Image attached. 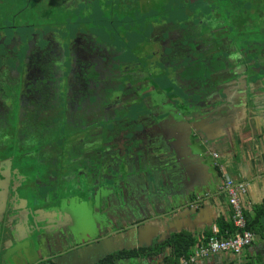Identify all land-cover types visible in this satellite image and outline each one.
Returning a JSON list of instances; mask_svg holds the SVG:
<instances>
[{
    "label": "flooded vegetation",
    "instance_id": "af4514ba",
    "mask_svg": "<svg viewBox=\"0 0 264 264\" xmlns=\"http://www.w3.org/2000/svg\"><path fill=\"white\" fill-rule=\"evenodd\" d=\"M220 1L223 8L185 0L199 8L193 19L189 14L180 19L179 7L171 25L163 17L149 24L148 37L160 45L153 54L167 66L172 86L185 84L182 76L227 74L232 63L264 86L259 0ZM234 4L240 6L234 9ZM249 14H257L255 36L244 32L252 26ZM237 26L235 38L227 36ZM28 27L23 35L12 25L7 32L0 27V264H99L115 246L106 216L102 210L96 213L88 198L99 189V180L113 177V167L119 169L124 157L135 155L136 144L148 146L139 147L142 153L159 155L164 135L151 119L157 109L137 118L152 105L151 95L161 91V84L150 81L138 56L128 54L117 29L99 35L77 22L64 34ZM209 81L193 80L186 90H203ZM132 109L137 110L134 120ZM54 208L62 209L61 219ZM35 220L39 226L50 224L37 232ZM99 230L106 233L100 244ZM33 237L40 243L30 252L26 245Z\"/></svg>",
    "mask_w": 264,
    "mask_h": 264
},
{
    "label": "crops",
    "instance_id": "0c3cea01",
    "mask_svg": "<svg viewBox=\"0 0 264 264\" xmlns=\"http://www.w3.org/2000/svg\"><path fill=\"white\" fill-rule=\"evenodd\" d=\"M66 3L68 6L75 5L77 12L81 10L83 4L82 0H66ZM231 66L233 70H229L227 74L218 73L213 77L208 72L206 75H202L203 79L209 78L210 83L203 90L196 91L205 92L208 102L214 106L217 104V107L211 110L212 113H209L208 110L212 107L206 108L207 103L203 100L201 105L196 107L197 110L193 112L194 114L189 116H187L188 112L181 114L183 112L178 111L187 108L179 107L175 101L179 95L186 96L180 90L171 92L168 89L169 82L165 81L167 80L166 76L159 79L158 77L151 78L149 75L150 81L161 84V91L151 95L152 105L146 110L144 109L142 114L149 115L157 108L159 109L156 112H160L162 108L172 111L171 115L164 120L163 116L157 117L156 113L151 118L158 124L160 120H163L162 125L159 124L164 135L162 139L166 140L182 135L193 123L205 140H218V142H214L212 153L205 154L203 152L201 157L191 156V160L187 159L195 165L193 172L187 167L185 169V165L182 164L183 161L187 165L189 164L185 160L190 154L189 149L180 147L178 142L171 143L172 154L176 155L179 160L177 171H175L176 181L170 184L163 176V181L159 180L158 184L161 193L170 191L175 196L179 192L190 191L193 186H208L206 194L200 200L194 198V200H189L187 205L175 210H168L169 208L165 207L167 205L164 203H158L161 205H156V209L153 210L149 204L147 217L153 216V220L140 222L141 230L138 236L136 235V226H134L122 235L111 237L109 241L115 246L113 250L117 246L158 245L166 241L172 234L185 232L196 239L197 243L193 247L194 252L195 247L206 240L208 234H212V236L220 234V220L232 222V208L224 188L225 176H230L246 185V192L240 195V200L244 211L250 217H256L264 209V86L256 85L258 89H254L253 85L247 86L248 83L259 78L256 76L250 78L242 74L238 77L235 70L236 64L232 63ZM215 83L221 84L216 85ZM222 100L225 101L223 104L220 103ZM136 112V109H132L130 118L134 117ZM187 119L188 122H185L184 120L187 121ZM132 120L134 119L132 118ZM177 140L179 139L177 138ZM140 146L148 148L145 145ZM135 147L132 148L134 152L136 151L135 155H130L132 169L123 168L124 181H127L128 176L131 177L132 182L135 181L130 183L128 190V193H135L132 194L133 199L137 195L145 193L144 184L138 175L144 172L145 167L143 165L138 170L136 166H133L136 163L135 158L142 154L151 155V153H142L138 146ZM214 154H217V157ZM163 159L158 161V166H164ZM163 183H165L164 186ZM141 203V207H143L144 202L141 201ZM262 220L264 224V218ZM123 221L125 222V220ZM254 233L253 243L245 248L240 255L219 253L205 258L197 257L189 261L188 264H264V229L259 228ZM172 255V247L166 246L153 258H123L117 264H168L167 261Z\"/></svg>",
    "mask_w": 264,
    "mask_h": 264
},
{
    "label": "water",
    "instance_id": "95a60500",
    "mask_svg": "<svg viewBox=\"0 0 264 264\" xmlns=\"http://www.w3.org/2000/svg\"><path fill=\"white\" fill-rule=\"evenodd\" d=\"M236 75L239 77L241 76V73L237 72ZM247 77L248 75L245 74ZM252 78V77H250ZM194 78L183 80L185 84L178 85V88L180 91L185 95L186 97H182L179 95L176 98V102L178 103L179 107H185L187 109H183L182 111L178 110L179 112H183L181 114H184L188 112L187 116L194 114L193 112L196 109L197 106L201 105V102L205 100L207 103L206 108L211 106L212 108L208 110L209 113H212V109H215L217 107L212 105L205 97V92L203 91H194L193 93H190L186 90L187 86L191 87V82H193ZM261 79H258L256 81H260ZM252 81V82H256ZM216 85L221 83H215ZM189 97V98H188ZM195 97H198V99H195ZM225 101H220L221 104H223ZM172 103H174V100H172ZM175 106V104H173ZM161 106V105H160ZM162 108V107H160ZM159 109V108H157ZM216 112V111H215ZM229 112V111H228ZM172 113L171 110L168 109H160V112L158 114H155L157 117H162L163 120L170 116ZM230 113V112H229ZM151 115L154 113L151 112ZM184 116V115H183ZM144 117V114L139 115L137 119H140ZM186 117V116H185ZM163 120L159 121V124L162 125ZM185 122H188L184 120ZM189 125V124H188ZM144 129V127H143ZM135 136V135H133ZM177 138L179 140H177ZM164 139L161 140V142ZM218 140H205L203 135L199 132V129L195 126V124L192 123L190 125V128L186 130V132L182 133V135L178 137H172L164 140L160 144L159 148V155H137L136 156V163L133 166H136L138 170L141 169V166L144 165L145 169L143 173H139V178L141 179L142 183L144 184V194L137 195L135 199H133V195L135 194L133 192L128 193V190L130 189V183L132 182L131 177H127V181H120L122 178L119 176V169L125 167L127 170H131V162L128 158L124 157L125 159L122 161L121 166L119 169L113 167L112 174L113 177L107 178L100 182L99 180V189L95 191L94 195L90 198H88V201L91 202L90 204L93 205L94 211L96 213L99 212V210H102L103 214L106 216L107 220V226L109 228H112L109 232L111 237H115L117 235H122L128 230H131V227L136 226V235L138 236L140 234V222H149L153 220V216L147 217L149 204L152 206V209L155 210V206H160L161 204L158 203H164V205H167L165 207H168V210H175L177 208H180L181 206L187 205L189 200H194V198H197V200H200L202 196L206 194V191L208 189V186H193V188L190 191H186L184 193H178L174 194L170 191L161 193L159 189V180L160 182L163 181L162 177L165 176L170 182V184L175 183L176 177H175V171H177V164L179 162L178 157L176 155L172 154L171 149V143L178 142L179 146L182 148H188L189 153L185 160H191V156H199L201 157V154L204 152L205 154H210L213 151V147L215 146L214 142ZM165 163L164 166H158V161L162 160ZM187 160V162H189ZM182 164L185 165V169L187 167L188 170L192 169V172L194 170V163L192 161L187 163L185 161L182 162ZM101 178V176L99 177ZM134 178H137L134 176ZM137 178V179H139ZM131 181V182H130ZM165 183H163L164 186ZM127 193V194H126ZM141 201L144 202V206L141 207ZM85 203V201H84ZM56 209V218L61 219L63 214H58V211H62L61 208H54ZM170 211L168 212V214ZM37 215V214H35ZM111 215V216H110ZM125 220L124 224L125 227H121L122 221ZM57 221H55L56 223ZM38 223H41L40 220H35L33 222V228L37 232L40 231L41 226L42 230L45 231L46 228L49 226L50 222H45L43 225L39 226ZM53 223V227H56V224ZM98 227V226H97ZM85 231L83 233V236L85 235ZM105 232H102L99 230L97 232V238L99 244L101 243L102 237L105 235ZM40 243V239L38 237L31 238L30 241H28L27 245L28 247L32 248L30 252H34L35 249L38 247ZM142 246V245H130V246H119L115 250L110 251L109 253L103 254L98 261H101L102 259L108 257L110 254H114L120 251H131L135 249L140 248H148L151 246ZM29 252V253H30ZM101 252V251H100ZM149 258H153L152 256ZM136 259V258H134ZM122 260V259H120ZM119 260V261H120ZM118 261V262H119ZM117 262V263H118Z\"/></svg>",
    "mask_w": 264,
    "mask_h": 264
},
{
    "label": "rangeland",
    "instance_id": "374dc122",
    "mask_svg": "<svg viewBox=\"0 0 264 264\" xmlns=\"http://www.w3.org/2000/svg\"><path fill=\"white\" fill-rule=\"evenodd\" d=\"M88 1L89 2L86 0L85 2V0H82V8L77 12L76 8L74 7L75 5L68 6L66 0H0V27L4 28L2 29L3 32L11 30L6 28L9 25L17 27L14 30L17 32L19 31V35H23L25 33L27 26H29L28 28L30 31L33 29H39L40 26V28L60 30L62 34H64L67 26H71L72 23L76 22H79L84 30L97 28L92 29L96 31L101 29L97 31L99 35L102 34L103 30H110V32H112L117 29L119 32H122V39L125 40L126 48L129 49L128 54L134 59H136L135 55L138 56L139 60L143 62L146 71L151 73V78H163L165 76V70L167 66L164 63L162 64L157 62V58L154 56L153 50H155V47L160 48V45L158 41H151V38L146 37L147 29L145 24L159 23L163 17L164 19L162 22L164 23L165 21L170 20L171 25L175 19V17L173 18L171 16L174 13L176 14L178 11V5L176 4L175 0ZM205 1L209 2L210 5L216 4L218 7L217 2L219 0ZM220 7L223 8V5ZM257 8L260 12V19H264V0H259V5ZM195 9L196 8L193 5L182 8L178 11L180 19L182 15H184L186 18L187 14H189V18L193 19L199 8L196 10ZM231 12H236V10H231ZM115 14H117V16H114ZM137 14L140 15L138 16ZM212 15L216 14L211 12L210 16ZM237 15L238 14H235L234 16ZM219 17L224 23H226L227 26L231 25V23H229L230 18L227 15L221 13ZM233 18L234 17H231V19ZM248 18L252 26L246 28L244 32H246V36L247 33H252L255 36V27H253V24H257V14H249ZM108 20H116L114 22L116 24L113 23V26L112 24L107 26L108 23L106 22ZM24 26H26L24 28L25 30H22L23 28L21 27ZM98 26L101 27L98 28ZM239 29V26L233 28L232 32L227 33V36L230 38H235V34ZM132 31H134V34ZM263 32L264 31H262L260 34V38L262 40H264ZM203 66L204 64L201 62L200 67L202 68ZM202 75L203 74L197 75L198 78L194 84L202 82ZM165 81L169 82L172 86L170 80ZM259 82L260 81L250 82L247 86L253 85L255 86L254 89H258L256 85Z\"/></svg>",
    "mask_w": 264,
    "mask_h": 264
},
{
    "label": "trees",
    "instance_id": "16d2710c",
    "mask_svg": "<svg viewBox=\"0 0 264 264\" xmlns=\"http://www.w3.org/2000/svg\"><path fill=\"white\" fill-rule=\"evenodd\" d=\"M234 2H236V1H234ZM239 2H240V0H239ZM217 3H218V6L223 5V3L220 0ZM176 4L179 5L178 8L179 7L180 8H186L187 6H189L185 2V0L179 1ZM239 6H240L239 4H234V9L238 8ZM117 14H115L114 16H117ZM137 15L139 16L140 14H137ZM108 21L106 22V23H108L107 26H109V24H112V26H113V23L116 20H113L111 22L110 21L108 22ZM77 24H80V23L77 22ZM114 24H116V23H114ZM149 24L150 23L145 24L146 29H147L146 37L149 36V33L151 31V29L148 28V26H150ZM100 27L101 26H98V28H100ZM130 28H131V26H130ZM92 29H97V28H91L90 30H92ZM99 30H101V29H99ZM99 30H96V31H99ZM104 31L106 34L109 35L110 30H104ZM132 33L134 34V31H132ZM211 63H212V65L215 64V62H211ZM197 75L198 74H193L192 76H189L186 79L194 78V80L196 81V79L198 78ZM181 79L184 80V77L182 76ZM173 84H174V82H173ZM177 87H176V85L172 86V87H171V85H169L168 89L175 92L176 90H180L179 88L177 89ZM218 170L220 172V175L222 176V173H221L219 166H218ZM245 216H246V220H247V228L249 230H252L254 232L259 228L261 230L264 229V224H263V220H262L264 218V209H262L257 214L256 217H250L247 212H245ZM219 229H220V234H218V235L223 236V237L231 236L232 234H234L236 232V229L234 227L233 222L228 223V222H225L224 220L219 221ZM211 236H212V234H208L205 242ZM196 243H197L196 239L188 233L184 232V233H180V234H172L166 241H164L161 244H158V245L155 244L154 246H151L148 248H140V249H135V250H131V251H120V252H117L114 254H110L108 257L99 261V264H117V262L123 258H149L151 256L153 257L154 255L161 252L164 248H166V246H170L173 249V255L170 256V258L167 261L168 264H179L181 259H190L192 253H194L193 247L195 246Z\"/></svg>",
    "mask_w": 264,
    "mask_h": 264
},
{
    "label": "built area",
    "instance_id": "2783aa9c",
    "mask_svg": "<svg viewBox=\"0 0 264 264\" xmlns=\"http://www.w3.org/2000/svg\"><path fill=\"white\" fill-rule=\"evenodd\" d=\"M217 157V154H214ZM224 188L226 190L229 204L232 208V222L236 232L228 237L213 235L205 242L199 243L190 259H181L180 264H188L195 258H205L219 253H232L240 255L245 248L250 246L255 233L247 228V220L244 206L241 203L240 195L246 192V185L236 181L230 176L224 177Z\"/></svg>",
    "mask_w": 264,
    "mask_h": 264
}]
</instances>
